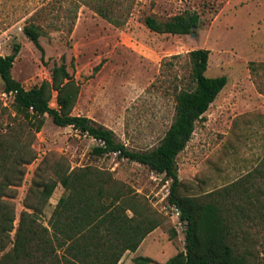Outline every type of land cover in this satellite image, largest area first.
<instances>
[{
  "label": "rangeland",
  "instance_id": "1",
  "mask_svg": "<svg viewBox=\"0 0 264 264\" xmlns=\"http://www.w3.org/2000/svg\"><path fill=\"white\" fill-rule=\"evenodd\" d=\"M94 1L0 0V55H10L19 46L12 78L28 90L48 80L50 69L63 58L80 85L72 114L112 130L129 150L145 152L158 145L170 126L176 93L194 88L188 53L208 50L206 76L228 80L176 158L177 194L216 203L230 226L234 252L247 264H264V0H132L131 13L119 27L93 11ZM107 1L120 19L124 10L118 0ZM185 11L199 16L198 27L188 35L151 32L143 23L148 15L166 21ZM27 23L42 29V57L23 33ZM50 105L56 107L55 98ZM11 137L34 152L14 188L12 239L21 213H31L26 205L37 206L39 183L88 166L110 172L159 215L160 225L145 238L156 260L164 263L184 251V223L167 203L170 182L162 175L114 154L93 155L96 141L69 127L59 128L48 117L35 133L11 105L0 102V141L7 145ZM10 164L5 161L2 168ZM5 175L11 174L1 172L0 178ZM249 175L250 183L239 188ZM63 194L57 184L40 215L43 227ZM248 201L240 218L236 205Z\"/></svg>",
  "mask_w": 264,
  "mask_h": 264
},
{
  "label": "trees",
  "instance_id": "2",
  "mask_svg": "<svg viewBox=\"0 0 264 264\" xmlns=\"http://www.w3.org/2000/svg\"><path fill=\"white\" fill-rule=\"evenodd\" d=\"M125 2H129L124 8ZM123 14L115 15L113 4L96 0L90 5L102 19L115 27L121 26L130 15L133 1L118 0ZM76 16V13L72 15ZM145 27L151 32L170 35H188L199 25L196 13L185 11L166 21L152 15L144 18ZM23 33L41 52L39 44L42 29L37 24H25ZM19 53L15 45L10 55H0V81L4 91H16L11 106L16 115L22 116L29 128L38 133L44 118L59 127H69L79 135L88 136L98 143L92 154L102 157L114 154L119 159L138 163L149 171L162 175L170 182L167 203L179 211L184 223V251L163 264H247L230 246L231 229L216 203H201L192 198H179L176 158L195 130L197 122L205 120V113L227 83V77H207L209 51L197 49L188 53L191 64L190 78L194 88L176 93L173 120L158 145L145 152L129 150L119 142L112 130L86 116L73 115L72 111L80 93V85L61 58L60 64L50 69V78L26 90L11 76L13 63ZM99 66V65H98ZM97 67L93 70L96 71ZM55 98L56 107L50 105ZM11 137L10 140H12ZM25 148L27 152L25 153ZM26 156V157H25ZM12 158H15L11 160ZM34 159L29 146L14 140L5 145L0 141V264H118L125 252H135L141 242L161 223L159 215L142 198L125 190L110 172L92 167L63 171L58 180L42 181L36 190L37 206L26 205L30 212H22L18 219L14 239L15 196L23 177L25 166ZM13 162L5 170L2 164ZM264 175V158L260 163ZM19 170V176H13ZM251 175L239 188L250 183ZM57 184L64 190L57 205L43 227L40 222L42 209L53 194ZM236 185H233L234 187ZM243 195L246 193L242 190ZM244 197L242 200H247ZM241 200L239 196V201ZM251 203L237 204L235 214L245 213ZM130 213L131 215H129ZM12 245L9 250L7 248ZM148 257H136L133 264H154Z\"/></svg>",
  "mask_w": 264,
  "mask_h": 264
},
{
  "label": "crops",
  "instance_id": "3",
  "mask_svg": "<svg viewBox=\"0 0 264 264\" xmlns=\"http://www.w3.org/2000/svg\"><path fill=\"white\" fill-rule=\"evenodd\" d=\"M136 257H148L155 262H158L157 264H163L160 263L159 260H156L154 256L150 254V250L147 247L145 239L141 242L135 252H125L119 260L118 264H133V259Z\"/></svg>",
  "mask_w": 264,
  "mask_h": 264
},
{
  "label": "built area",
  "instance_id": "4",
  "mask_svg": "<svg viewBox=\"0 0 264 264\" xmlns=\"http://www.w3.org/2000/svg\"><path fill=\"white\" fill-rule=\"evenodd\" d=\"M15 95H16V91L0 90V102L2 103L3 106L11 105L14 101ZM170 209L173 211L176 217L179 216V211L174 206H170Z\"/></svg>",
  "mask_w": 264,
  "mask_h": 264
}]
</instances>
